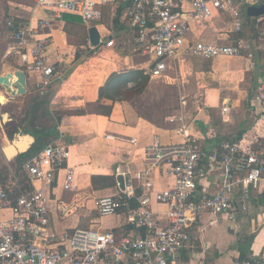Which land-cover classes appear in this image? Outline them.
<instances>
[{
  "label": "crops",
  "instance_id": "crops-1",
  "mask_svg": "<svg viewBox=\"0 0 264 264\" xmlns=\"http://www.w3.org/2000/svg\"><path fill=\"white\" fill-rule=\"evenodd\" d=\"M125 3L126 1L118 0L115 15L109 7L105 8L104 19L108 16L115 28L108 29L102 24L108 29L109 39H114L113 32L120 34L123 30L124 36L128 35L131 40L129 43L135 53L129 52L130 47H119L116 55L100 69H80L84 66L82 63L85 56L88 58L90 55L82 56V61L77 60L79 55L75 52L67 55L65 48L68 46L69 35H73L69 30L85 26L78 15L63 13L62 16L65 14L80 18L81 23L74 22L72 18L63 20L62 16L52 23L53 42L47 55L52 61H61L62 77L41 90L35 89L26 77L27 93L9 100L11 103L22 100L19 109L24 110L25 105L32 100L39 103L48 100L49 105L44 112L39 104L37 108L29 107L26 111L30 118L35 117L37 127H26L16 133L33 137V142L25 152L7 158L3 147L13 138V134L2 132L0 180L13 195L28 186L23 163L47 143L62 145L70 151L68 164L75 171L74 189L62 188L64 171L59 172L53 188L49 191L46 189L49 196V228L56 234L80 227L112 230L119 235H144L143 229L126 224L124 211L100 217L95 210L94 201L98 197L118 192L117 175H122L124 179L131 177L139 193L142 181L135 179L134 174L147 168L145 151L154 141L167 145L188 140L190 144L208 151L225 139L246 143L255 137L264 136L263 109L258 108L256 113L250 111L253 95L264 86V40L258 36L264 31V13L250 15L249 8H260L264 5L262 0H236L242 20L238 31L233 28L226 12L213 11L212 18L202 26L191 21L190 31L186 36L187 41L191 42L219 41L222 44L244 39L250 42L249 50L240 56L215 58L195 57L185 53L175 64H170L163 76L158 77L147 74V63L144 58H139L140 47L134 42V32L120 21L126 8ZM29 6L32 11L25 20L31 19L36 23L39 18L44 17L42 9L33 7L32 3ZM182 7L183 11H189V0ZM14 11L11 8L8 13L11 15L8 16H15ZM185 17L189 18L187 14ZM4 31L6 33L5 27ZM55 32L61 37V48L57 45ZM100 36L99 33V38ZM86 41L89 47L92 46L88 31ZM111 49L112 47L99 50L101 53ZM92 58L94 57L89 60ZM6 63L4 69L19 68L8 61ZM130 69H140L148 76L146 86L139 95L129 100L99 99V87L105 84L110 74ZM134 85L133 81L127 83L128 88ZM225 103L229 112L223 116L221 107ZM97 105L110 106V114L97 113ZM0 120L1 128L2 123H5L3 115ZM13 127L16 129L15 125ZM132 139L135 141L132 142ZM200 167L207 174L199 180V192L216 191L218 172L212 173L206 164ZM149 176L152 183L149 191L152 193L172 183V179L163 175L160 169L150 170ZM251 196L248 212L240 214L235 221L226 216L219 217L216 222L207 213L197 217L188 229L190 239L179 253V264H234L236 257H256L264 241V222L259 225L260 215L264 212V194ZM59 206L67 207L65 213L59 211ZM150 207L159 213L165 212L167 208L154 201L153 196ZM69 216H74L72 224H63L61 221ZM245 242H248L246 247L243 246ZM244 247L247 248L245 253Z\"/></svg>",
  "mask_w": 264,
  "mask_h": 264
},
{
  "label": "built area",
  "instance_id": "built-area-1",
  "mask_svg": "<svg viewBox=\"0 0 264 264\" xmlns=\"http://www.w3.org/2000/svg\"><path fill=\"white\" fill-rule=\"evenodd\" d=\"M123 1L126 8L120 21L134 32V42L152 77L163 76L170 64L185 53L215 58L240 56L250 48V42L244 39L228 44L186 39L190 22L202 26L212 18L213 11L226 12L233 28L240 30L242 20L236 0H189L187 12L182 7L186 0ZM117 2L31 0L33 7L42 9L44 17L36 23L21 19L18 13L6 18L8 43L3 57L8 62L15 61L35 89H44L63 74L61 61H52L47 55L53 42V21L63 13H71L81 18L87 31L92 26L97 29L95 22L103 23L105 8L116 14ZM258 36L264 40V31ZM104 46L113 47V40L104 42L100 36L99 45L90 47ZM250 107L253 113L258 108L264 111V86L253 95ZM228 112L225 103L221 113L226 116ZM69 157L67 147L47 143L23 163L27 187L13 195L0 180V264H179V253L190 239L188 229L197 217L207 213L216 222L226 216L235 221L248 212L252 194H264V136L246 143L225 139L208 151L188 140L167 145L154 141L145 151L147 168L134 174L135 179L142 181V190L138 193L128 176L123 189L117 182L118 192L94 201L100 217L124 211L126 224L143 229L144 235H119L112 230L80 227L56 234L49 228L48 191L60 171H64L62 188L74 189L75 171L68 164ZM204 164L212 173L218 172L217 189L212 193L199 192V180L207 174L200 167ZM152 169H160L172 183L150 192ZM152 196L167 207L165 212L151 209ZM65 208L59 206V211L65 213ZM260 217L259 225L264 222V212ZM234 264H264V241L256 257H236Z\"/></svg>",
  "mask_w": 264,
  "mask_h": 264
},
{
  "label": "rangeland",
  "instance_id": "rangeland-1",
  "mask_svg": "<svg viewBox=\"0 0 264 264\" xmlns=\"http://www.w3.org/2000/svg\"><path fill=\"white\" fill-rule=\"evenodd\" d=\"M17 3V4H14ZM31 5L30 1H25V2H21L20 0H0V73L1 71L4 69V65L7 64L6 63V59H4L3 57V53L4 50L6 49L7 43H8V37H7V33H5L4 31V23H5V19L11 16V14H8L11 11V8H13L14 14L16 15L17 13L22 17L21 19L25 20L27 19V14L30 13L29 11V7L28 5ZM77 21L78 18H77ZM106 27H108V29H112L115 28L116 26L112 23V20L110 18H108V16H106L105 19H103L102 21ZM79 23H81L79 21ZM97 29L103 39V41H107L109 39V32L108 29H106L102 23L100 22H95ZM123 31V30H122ZM120 31V34L117 33V31L112 33V36L114 37L113 40V47L111 50H106L100 53V48H95L90 50V47L87 45V30L85 27L81 26L78 29H71L69 30V32L73 35H69L68 37V46L67 48H65L67 55L69 53H73L75 52V54L79 55V58L77 60H80L82 58V56L85 55H90L88 58H86L85 56V61L82 63L84 64V66H82L80 69H100L99 67L105 66V64L107 63V61L111 60L112 57L114 56V54L116 55L119 47H130L128 49H131L129 52L130 53H135L134 50H132L133 48L131 47V44L129 43V41H131L127 36H124V32ZM76 32V33H75ZM122 33V34H121ZM55 37L57 38V45L58 47H62L61 44V37L58 35L57 32L54 33ZM86 36V38H85ZM66 41V38H65ZM70 43V44H69ZM86 43V44H85ZM82 46V47H80ZM101 47V46H99ZM103 48H111V47H102ZM71 51V52H70ZM96 52V53H93ZM114 52V53H112ZM121 52V50H120ZM179 52V51H178ZM100 53V55H99ZM84 54V55H83ZM140 55V54H139ZM138 56V55H137ZM91 57V60H89ZM139 58H143V56L139 57ZM6 60V61H5ZM144 60V59H143ZM82 61V59H81ZM79 61V62H81ZM11 65L16 66L15 61L14 62H9ZM67 67H70V65H67ZM0 91H3V89L0 86ZM9 96L7 95V99L8 101L5 104H0V118L2 117V115H6V119H5V123H2V127L0 128V143H1V136H2V132L4 131L6 134H13L12 136L14 137L16 133H18V130L23 131L24 128H31L34 127V125L37 127L36 125V119L35 117H29V114L26 112L28 111L29 107H33V106H38V104L40 105L41 109L43 110V112L49 107L48 105V100L42 102L41 100H39L42 103L36 102L35 100H32L31 103H27L25 105L26 110L24 109H19V107L22 105L23 101L22 100H17L16 102H9ZM21 97V96H20ZM38 114V113H37ZM11 119V120H9ZM28 123V124H26ZM16 126V129L13 126ZM264 125V123H263ZM7 142V139H6ZM262 209L264 210V196L262 197ZM79 214V211L77 212ZM82 214V213H81ZM74 219V216H69L67 218H65L64 220H62L61 222L63 224H72ZM84 219V218H83ZM85 220V219H84ZM87 221V219L85 220ZM84 226V225H81ZM243 246H248V242H245L243 244ZM244 247V253L247 252V248Z\"/></svg>",
  "mask_w": 264,
  "mask_h": 264
},
{
  "label": "water",
  "instance_id": "water-1",
  "mask_svg": "<svg viewBox=\"0 0 264 264\" xmlns=\"http://www.w3.org/2000/svg\"><path fill=\"white\" fill-rule=\"evenodd\" d=\"M260 13H264V5L260 8L250 7L249 14L257 15ZM88 38L89 43L96 47L100 43L99 33L95 26H92L88 30ZM14 76V82L10 84L11 74L7 73H0V86L1 88L6 91H9L12 96L18 94L19 96H24L27 93V79L26 74L22 69L15 68L11 71ZM33 142L32 135L20 133L16 134L8 143L3 147V152L7 158L15 156L16 154L23 153L29 147V145ZM117 181L119 183V187L121 189L124 188V178L122 175H117Z\"/></svg>",
  "mask_w": 264,
  "mask_h": 264
},
{
  "label": "trees",
  "instance_id": "trees-1",
  "mask_svg": "<svg viewBox=\"0 0 264 264\" xmlns=\"http://www.w3.org/2000/svg\"><path fill=\"white\" fill-rule=\"evenodd\" d=\"M62 18L63 20H66L72 17H69L68 15L65 16L64 14ZM77 18L78 17L73 16L72 19L74 22L80 24L79 23L80 18H78L79 21H77ZM147 80H148V76L144 75L142 73V70L140 69H130L119 73L114 72L110 74L105 84L99 87L98 97L99 99L107 98L113 101L132 99L133 97L139 95L144 90ZM128 81L135 82V85L131 88H128L127 87ZM110 111H111L110 106L97 105V109H96L97 113L103 115H109Z\"/></svg>",
  "mask_w": 264,
  "mask_h": 264
},
{
  "label": "bare ground",
  "instance_id": "bare-ground-1",
  "mask_svg": "<svg viewBox=\"0 0 264 264\" xmlns=\"http://www.w3.org/2000/svg\"><path fill=\"white\" fill-rule=\"evenodd\" d=\"M4 71V73H7V72H9L10 74H11V78H10V84H9V86L11 87V84L14 82V76H13V73L11 72L12 70H10V69H4L3 70ZM2 73V72H1ZM7 95H10L9 96V99H13L14 97H20L18 94H16L15 96H12L11 94H10V92L9 91H6L5 89L3 90V91H0V104H5L7 101H8V99H7ZM6 115H3V118H4V120L6 119ZM0 123H1V120H0ZM8 141V140H7ZM8 143V142H7Z\"/></svg>",
  "mask_w": 264,
  "mask_h": 264
}]
</instances>
